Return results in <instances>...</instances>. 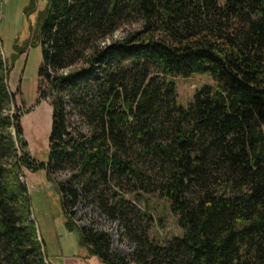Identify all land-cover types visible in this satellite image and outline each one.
<instances>
[{"label": "trees", "instance_id": "obj_1", "mask_svg": "<svg viewBox=\"0 0 264 264\" xmlns=\"http://www.w3.org/2000/svg\"><path fill=\"white\" fill-rule=\"evenodd\" d=\"M1 10L2 0L0 20ZM31 27L42 47L37 102L52 105L49 154L31 155L9 84L26 48L8 58L0 36V264H53L25 170L51 177L67 166L72 177L52 182L66 229L93 260L264 264V0H45ZM195 72L214 83L182 105L175 78ZM73 111L88 135L72 136ZM114 177L136 184L139 201L166 198L182 234L153 238L148 205L98 188ZM94 192L135 243L130 258L108 232L77 224L74 208Z\"/></svg>", "mask_w": 264, "mask_h": 264}, {"label": "rangeland", "instance_id": "obj_2", "mask_svg": "<svg viewBox=\"0 0 264 264\" xmlns=\"http://www.w3.org/2000/svg\"><path fill=\"white\" fill-rule=\"evenodd\" d=\"M34 1L33 6L31 0H2L0 36L4 54L8 58L16 52L15 45L18 44V47H22L23 50L26 48L12 62L9 84L11 90L16 92V102L22 114L24 136L29 144L31 155L37 160H47L52 126V105L50 100L37 102L38 70L42 62V47L40 43L33 45L34 33L31 27L35 23L37 11L43 8L45 0ZM140 26L138 23L125 24L109 40L125 38L132 31L138 30ZM175 81L177 100L182 105L192 101L196 91L203 85L214 83L209 72H195L189 77H177ZM68 125L73 137L90 133L88 121L74 111L69 116ZM73 173L75 170L69 166L51 172V177L45 169L37 172L25 170V180L29 186L34 216L46 242L49 260L53 264H102L100 261L93 260L94 258L88 254L87 250L77 242L76 233L68 231L65 227L66 218L52 179L55 182H65L72 177ZM96 184L99 189L104 190L105 197L114 191H121L139 208L148 205L153 216V225L149 232L157 241L162 242L182 234V229L177 223V216L171 211L169 202L158 193H145V201H139L138 186L129 179L117 180L114 177L106 184L98 180ZM220 187L224 188L223 185ZM96 194L94 192L88 198H80L78 205L74 208L77 224L92 225L98 230L108 232L112 249L130 258L135 243L126 236L119 221H113L103 213Z\"/></svg>", "mask_w": 264, "mask_h": 264}]
</instances>
